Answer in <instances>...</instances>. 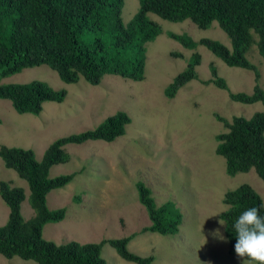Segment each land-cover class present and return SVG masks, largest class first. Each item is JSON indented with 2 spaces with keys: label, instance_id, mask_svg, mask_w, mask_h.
<instances>
[{
  "label": "rangeland",
  "instance_id": "rangeland-1",
  "mask_svg": "<svg viewBox=\"0 0 264 264\" xmlns=\"http://www.w3.org/2000/svg\"><path fill=\"white\" fill-rule=\"evenodd\" d=\"M139 9V0H125L124 23L129 24ZM149 17L161 26L162 34L147 44L142 82L105 76L99 86L84 79L70 85L46 65L3 79L1 84L41 81L67 95L62 103H45L39 116L19 114L9 100L0 99V148L33 150L41 161L56 140L95 129L117 112H126L132 123L125 136L113 143L65 146L69 160L52 167L50 178L77 174L69 185L48 195L49 209L64 208L66 217L60 223L47 224L44 238L64 245L132 237L129 251L144 258L153 256V264H243L242 258L229 254L225 223H219L220 214L228 209L223 201L227 192L246 184L264 202V181L253 169L235 177L227 174L225 159L216 153V137L228 129L217 117L231 122L234 117L264 114L261 102L244 105L230 99V93L253 94L255 74L228 66L204 46L188 50L168 37L169 33L186 34L197 42L212 39L231 49L230 38L217 22L204 30L190 20L172 23L154 14ZM250 51L248 58L260 72L258 84L264 89V60L257 46ZM195 54L201 56L198 79L181 88L175 98H167L165 89ZM213 69L226 80L228 91L205 84L214 78ZM1 181L25 190L21 211L25 221L31 220L35 212L29 202V186L0 157ZM138 182L150 188L158 207L173 202L180 210L183 221L178 234L142 232L151 221L139 200ZM9 213L0 196V226L7 224ZM217 229L223 240L214 235ZM102 256L107 264H134L122 259L109 244ZM0 264L37 263L0 255Z\"/></svg>",
  "mask_w": 264,
  "mask_h": 264
},
{
  "label": "trees",
  "instance_id": "trees-1",
  "mask_svg": "<svg viewBox=\"0 0 264 264\" xmlns=\"http://www.w3.org/2000/svg\"><path fill=\"white\" fill-rule=\"evenodd\" d=\"M140 9L129 24L123 21L125 0H0V99L9 100L19 114L39 116L47 102H64L67 92L56 91L49 84L34 81L29 84H1L3 79L25 69L48 66L66 84L84 79L99 86L105 76H119L134 82L145 79L147 44L154 42L162 28L149 14L172 23L192 21L201 29H209L214 22L227 33L232 47L212 39L195 41L190 36L169 33L168 37L188 50L206 47L230 67L254 72L256 86L253 94L230 93V99L244 105L261 102L264 89L258 84L261 74L248 58L257 46L264 60V0H139ZM251 52V51H250ZM201 56L195 54L185 71L165 89L169 99L181 88L197 80L196 68ZM213 84L228 91L225 79L213 69ZM224 123L227 133L216 137V153L226 161V172L235 177L252 169L264 181V114L251 118L234 117ZM2 123L0 119V124ZM132 123L126 112H117L95 129L56 140L39 161L33 150L18 147L0 148V157L7 169L15 171L27 182L29 202L35 216L25 221L22 203L26 200L23 188L10 182H0V196L9 207L8 222L0 226V255L7 259L19 257L37 264H107L102 256L105 245H111L119 256L134 264H153L155 258L131 253L128 245L132 237L103 240L100 243L70 242L57 245L43 236L49 223H60L66 209L50 210L47 197L57 189L69 185L77 173L50 178V170L66 163L69 155L65 146L82 145L89 141L113 143L125 136ZM139 200L145 207L151 226L142 230L161 235L179 233L183 215L172 202L158 207L152 191L143 182L137 183ZM76 202H81L78 197ZM228 209L220 214L225 223L229 254L235 256L237 242L234 224L247 209L257 207L264 217V202L249 185L226 193Z\"/></svg>",
  "mask_w": 264,
  "mask_h": 264
},
{
  "label": "clouds",
  "instance_id": "clouds-1",
  "mask_svg": "<svg viewBox=\"0 0 264 264\" xmlns=\"http://www.w3.org/2000/svg\"><path fill=\"white\" fill-rule=\"evenodd\" d=\"M259 211L257 207L245 210L234 224L237 237L234 249L237 257L243 259V264H264V217ZM219 223L224 225L223 219ZM214 235L224 239L219 229Z\"/></svg>",
  "mask_w": 264,
  "mask_h": 264
}]
</instances>
